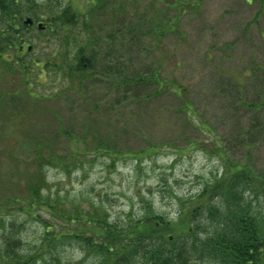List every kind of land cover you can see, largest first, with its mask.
<instances>
[{
  "label": "rangeland",
  "instance_id": "obj_1",
  "mask_svg": "<svg viewBox=\"0 0 264 264\" xmlns=\"http://www.w3.org/2000/svg\"><path fill=\"white\" fill-rule=\"evenodd\" d=\"M18 4L26 10L23 20L33 25L22 53L12 58L37 66L49 60L50 66L47 78L33 65L31 72L0 66V202L23 201L11 202L1 215L0 264H96L97 257L84 255L73 237L29 261L45 230L40 217L19 209L30 187L51 205L52 214L37 209L52 225L49 235L70 234L74 223L56 221L57 209L65 221L70 216L64 212L72 208L79 216L116 223L151 213L174 220L179 204L190 205L225 170L245 164L260 186L257 198L244 196L264 218V0ZM81 5L86 19L75 21ZM158 14L161 24L173 25L162 36L133 41L124 36V45L116 39L117 25L125 28ZM67 19L74 26L59 32L60 41H41L39 22L57 32L51 23ZM75 31L92 34L82 55L87 71L81 86L54 67L51 57ZM72 54L73 49L69 64L75 63ZM151 70L163 81L160 89L157 83L134 82ZM3 239L10 258L9 251L2 254Z\"/></svg>",
  "mask_w": 264,
  "mask_h": 264
},
{
  "label": "trees",
  "instance_id": "obj_2",
  "mask_svg": "<svg viewBox=\"0 0 264 264\" xmlns=\"http://www.w3.org/2000/svg\"><path fill=\"white\" fill-rule=\"evenodd\" d=\"M178 4L182 3L177 2L176 5ZM81 7L84 8L83 5ZM176 9L180 11L178 7ZM86 13L85 8L75 11V21L83 17L86 19ZM0 14L4 27L0 31V66L12 71L18 65L20 69L31 72L34 70L33 65L40 68L39 72L44 71L47 78L49 60L44 65L37 66L32 61L30 65L23 59L12 58L16 51L22 53L21 48L26 41L24 36L28 27L23 24L26 10L18 4V0H0ZM148 25L151 26L148 28ZM51 26L57 32H47L45 27L39 31L41 41H52L55 37L60 41L59 32L63 29L70 31L74 23L67 19L61 23L53 22ZM172 26L167 22L161 24V16L158 14L153 18L144 17L143 21L125 28L117 25L115 35L120 44L124 45L121 41L124 36L129 41H133L135 37H160ZM90 35L92 37L91 33ZM91 37L86 32L83 36L79 31L69 36L66 34L63 43L59 45L60 49L54 51L57 55L51 56L56 61L53 66L66 71L68 79L77 80L78 86H81L84 72L87 71V62L82 55L90 46ZM72 49L75 63L69 64L68 51ZM4 63L7 65L4 66ZM159 81L161 80L155 70H151L146 78L134 79L135 83H145L148 86L157 83L160 89L163 81ZM27 86L25 90L31 87ZM39 95L46 98V95ZM186 104L185 102V108ZM218 150L219 156L223 158L224 149ZM222 176L205 185L190 200V205L179 204L178 215L174 220L151 213L139 219L128 217L125 222L116 223L109 222L104 216H79L80 210L72 208L70 212H64V215L70 216L65 221L57 209L54 219L64 223L71 220L74 226L70 234L61 230L53 235H49L52 225L37 213V209H41L52 214L51 205L40 198V191L30 187L29 196L19 209L31 215L34 220L40 217L45 230L41 243L29 254V261L41 258L45 251L56 249L63 240L73 237L84 255L93 254L97 257L96 264H264V218L256 216L250 207L251 201L244 196L248 192L249 196L257 198L260 178L245 164L231 166ZM11 202L16 204L23 201L14 199L0 202V218L6 208H10ZM2 243L3 254L9 251V246L5 239ZM10 257L9 251L8 258ZM75 264H81V261Z\"/></svg>",
  "mask_w": 264,
  "mask_h": 264
},
{
  "label": "water",
  "instance_id": "obj_3",
  "mask_svg": "<svg viewBox=\"0 0 264 264\" xmlns=\"http://www.w3.org/2000/svg\"><path fill=\"white\" fill-rule=\"evenodd\" d=\"M24 23L26 24V25H28V24H31L32 23V20L30 19V18H27L25 21H24ZM37 28L39 29V30H42L43 28H44V26L42 25V23H38L37 24ZM30 49V47L28 48V50Z\"/></svg>",
  "mask_w": 264,
  "mask_h": 264
},
{
  "label": "flooded vegetation",
  "instance_id": "obj_4",
  "mask_svg": "<svg viewBox=\"0 0 264 264\" xmlns=\"http://www.w3.org/2000/svg\"><path fill=\"white\" fill-rule=\"evenodd\" d=\"M29 27H31V26H29Z\"/></svg>",
  "mask_w": 264,
  "mask_h": 264
}]
</instances>
